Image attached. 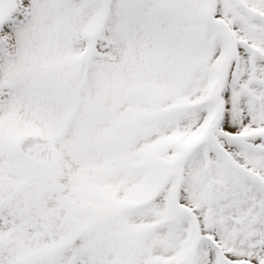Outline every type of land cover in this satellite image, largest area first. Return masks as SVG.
I'll list each match as a JSON object with an SVG mask.
<instances>
[{
	"label": "snow or ice",
	"instance_id": "6c2138e0",
	"mask_svg": "<svg viewBox=\"0 0 264 264\" xmlns=\"http://www.w3.org/2000/svg\"><path fill=\"white\" fill-rule=\"evenodd\" d=\"M0 264H264V0H0Z\"/></svg>",
	"mask_w": 264,
	"mask_h": 264
}]
</instances>
